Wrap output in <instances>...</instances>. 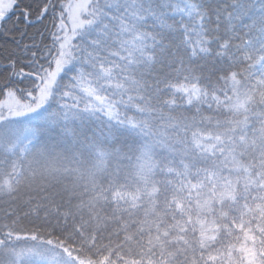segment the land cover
<instances>
[{
    "label": "snow or ice",
    "instance_id": "obj_1",
    "mask_svg": "<svg viewBox=\"0 0 264 264\" xmlns=\"http://www.w3.org/2000/svg\"><path fill=\"white\" fill-rule=\"evenodd\" d=\"M0 96V264H264V0H0Z\"/></svg>",
    "mask_w": 264,
    "mask_h": 264
},
{
    "label": "trees",
    "instance_id": "obj_2",
    "mask_svg": "<svg viewBox=\"0 0 264 264\" xmlns=\"http://www.w3.org/2000/svg\"><path fill=\"white\" fill-rule=\"evenodd\" d=\"M18 15H14L12 18H11V21L14 22L15 21V18H17L19 16V12L17 13ZM4 97L3 96H0V100H3Z\"/></svg>",
    "mask_w": 264,
    "mask_h": 264
},
{
    "label": "rangeland",
    "instance_id": "obj_3",
    "mask_svg": "<svg viewBox=\"0 0 264 264\" xmlns=\"http://www.w3.org/2000/svg\"><path fill=\"white\" fill-rule=\"evenodd\" d=\"M18 12H19V10H16V11H14L13 13H10L11 18H12L14 15H18V14H17ZM15 20H16V18H15Z\"/></svg>",
    "mask_w": 264,
    "mask_h": 264
}]
</instances>
